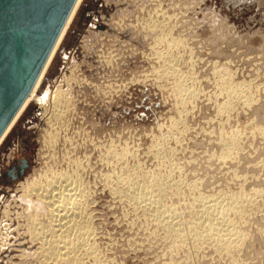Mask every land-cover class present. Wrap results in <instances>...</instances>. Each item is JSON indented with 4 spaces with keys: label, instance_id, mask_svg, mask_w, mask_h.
Segmentation results:
<instances>
[{
    "label": "rangeland",
    "instance_id": "374dc122",
    "mask_svg": "<svg viewBox=\"0 0 264 264\" xmlns=\"http://www.w3.org/2000/svg\"><path fill=\"white\" fill-rule=\"evenodd\" d=\"M82 2L38 89L72 109L31 102L0 147V264H47L26 191L56 172L86 191L81 264H264V0Z\"/></svg>",
    "mask_w": 264,
    "mask_h": 264
},
{
    "label": "bare ground",
    "instance_id": "6f19581e",
    "mask_svg": "<svg viewBox=\"0 0 264 264\" xmlns=\"http://www.w3.org/2000/svg\"><path fill=\"white\" fill-rule=\"evenodd\" d=\"M82 1L83 0H77V4L74 7L73 11L71 12V14L69 16V20L67 21V24H66L65 28L63 29L60 38L58 39L57 43L54 46L53 52H52L51 56L49 57L48 61L46 62V66L44 67L41 74L39 75L37 83L33 87L31 93L29 94L28 98L25 100L22 107L19 109L20 111L16 114V116L13 118V120L9 123V127L7 128V130L0 137V147L4 144L6 138L10 135V132L14 129L16 123L20 120V118L22 117V115L26 111L25 109H27V107L30 105L31 102H33V101L38 102V104L40 103L41 108H45V110H47V116H48L47 120L49 119L48 120L50 122L49 124H51L52 126H55V121L59 122V121H62V119H65V116L67 117L66 113H68L70 111V109H72L71 103L73 101H71L70 94H68V92L64 91L62 88L64 83L63 84L62 83L56 84L54 86V90L50 91V92L46 91L47 93L43 97L38 96V89L41 86V84L43 83V81L45 80L44 79L45 74L47 73V70L51 66V62L53 61L54 56L58 52L61 43L65 39V37L67 35V31H68L70 25L72 24V22L74 21L78 10L82 6V3H83ZM164 23L165 22H163V24ZM159 24H162V22L161 23L159 22ZM163 24H162V26H164ZM153 25L154 24L150 25L149 27H152ZM145 27H147V25H145L142 28H145ZM163 29H164V27H163ZM163 29H161V30H163ZM165 32H166V30H165ZM162 35H160V37ZM145 38H147V37H145ZM160 39H162V38H160ZM159 41H162V40H159ZM175 41L172 40V42H169V44L175 43ZM179 41H176V42H179ZM177 44H176V46H177ZM171 45H173V44H171ZM174 46H175V44H174ZM174 46H172V47H174ZM172 47L170 46V48H172ZM217 63H219V62H217ZM167 71H169V69ZM176 74H177L176 70L174 68H171L170 75L177 76ZM240 86L241 85L237 86V87H239V90H243V88H241ZM230 90H231V88H230ZM69 93H70V91H69ZM189 94L190 93H188L186 96L188 97ZM74 106H73V108H75ZM56 134H57V132H55V134H52V135H56ZM52 135H50V138ZM54 138H57V137L55 136ZM53 141H55V139L52 140V142ZM56 141L54 142L55 144H56ZM50 173H52V172H50ZM56 173L54 175H52L50 178H46L45 181L37 182V180H36L35 183H27L28 187H27V191H26V189H25V191L31 192V195H34V197L36 198V200H34V203L33 202L32 203L36 206V208L41 209L40 211H42V209H43V211L46 212L45 214H43V213H41V214H43V216L44 215L48 216V218H50L49 223H51V224H49L50 226L35 225V224H37L36 222H38L37 221L38 218L36 216V213L32 212L31 214L33 216L32 217L33 220H31V221H33L32 224L34 226L31 228L30 231L33 233L34 236L37 237V240L39 239L41 242V247H42V252H43L42 256H43V258L45 257V259H43L45 261V263H47V264H81L80 261L82 259L79 257L78 254H82V253L86 252L87 256H89V255L93 256V254L95 252V249L93 247H90V245L87 243V241H88V239L92 233V230H91V226L89 225L90 221H91L90 215H88V213H87V210L89 207L87 206L88 201L86 200V198H87L86 193H85L86 191H84L85 189L82 188L83 186L80 184V182L78 180L79 177L77 175L75 176L76 173L72 176L69 174H65V172H62V173L56 172ZM49 176H50V174H49ZM28 194H30V193H27V195ZM142 198H144V197H142ZM138 199H139V197H138ZM140 200H142V199H140ZM156 202L157 201H155V204H156ZM151 204L152 203H150V205ZM35 206H34V208H35ZM146 207H147V205H146ZM37 210H35V211H37ZM41 222H43V221H41ZM41 222H38V224L39 223L41 224ZM195 226H196V224H195ZM49 227H51L56 234V236H53V238H51L52 237L51 234H50L51 237L50 236L48 237V233H49L48 228ZM228 238H227V240H228ZM82 264H84V261Z\"/></svg>",
    "mask_w": 264,
    "mask_h": 264
},
{
    "label": "water",
    "instance_id": "95a60500",
    "mask_svg": "<svg viewBox=\"0 0 264 264\" xmlns=\"http://www.w3.org/2000/svg\"><path fill=\"white\" fill-rule=\"evenodd\" d=\"M76 4L0 0V137L37 83Z\"/></svg>",
    "mask_w": 264,
    "mask_h": 264
},
{
    "label": "flooded vegetation",
    "instance_id": "af4514ba",
    "mask_svg": "<svg viewBox=\"0 0 264 264\" xmlns=\"http://www.w3.org/2000/svg\"><path fill=\"white\" fill-rule=\"evenodd\" d=\"M12 172L15 173V171L12 169Z\"/></svg>",
    "mask_w": 264,
    "mask_h": 264
}]
</instances>
